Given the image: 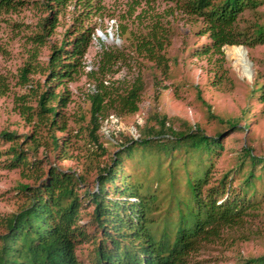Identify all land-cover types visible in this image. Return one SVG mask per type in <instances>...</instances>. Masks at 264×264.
<instances>
[{"label":"trees","instance_id":"trees-1","mask_svg":"<svg viewBox=\"0 0 264 264\" xmlns=\"http://www.w3.org/2000/svg\"><path fill=\"white\" fill-rule=\"evenodd\" d=\"M69 1L32 0L44 13L36 23L37 30L29 36L36 46L45 43L57 24L58 14ZM85 1L78 0L81 8ZM171 1L183 12L202 20L201 33L207 34L210 48L221 56L223 45L251 47L264 43V26L254 23L250 32L237 28L239 15L244 10H255L263 0ZM28 2L0 0V11H14ZM86 5L90 3L86 1ZM69 34L58 45L49 47L42 64L35 61L37 51H31V59L19 68L18 73L22 84L27 83L29 72L39 71L44 75L41 87L29 86L34 105L27 104L21 95L18 108L27 120L35 118L37 124L49 130V143L54 149L63 148L65 144L64 140L57 142L58 138L51 133V129H66L61 112L69 101L65 83L73 80L83 66L82 57L90 45L93 28L80 23ZM166 41V34L151 30L139 36L135 51L164 70L166 59L162 51ZM206 52L203 49L199 53ZM118 58L116 53L102 50L97 70L88 72L96 79V84L87 96L90 125L87 134L99 151L94 153L97 155L105 153L95 134L100 128V119L110 110L118 115L134 114L143 91L139 75L126 85L101 78ZM253 85L251 93H257L264 101V84L254 80ZM59 86H62L61 90L56 91ZM4 87L0 79V95L4 93ZM205 106L207 115L215 117L209 106ZM153 118L155 126L148 124V120L136 126V139L113 135L116 143L107 141L118 148L108 155L107 162L96 166L95 185L90 189L82 174L69 169L49 166L40 174L35 158L27 160V155L17 148V135L1 130L0 139L11 143L6 151L9 156L5 165L32 169L38 173L32 176L38 182L18 184L24 201L3 220L0 264H83L77 251L84 243L91 245L85 256L87 264H187L191 254L197 252L203 242L219 237L223 228L240 225L258 208L255 182L264 179V155L253 154L250 147H240L234 164L210 184L212 159L224 148L221 132L208 135L197 125L186 122L176 129L164 115ZM217 120L226 123V131L245 128L237 126L234 120ZM136 150L158 160L167 159L169 186L180 193L177 176L182 175L180 179L184 180L187 198L178 196L175 205L171 198L168 200L171 204L164 208L162 201L166 192H157L156 185L142 190L141 184L133 180V172L123 169L129 162L135 171ZM192 160L197 162L198 170L191 168ZM179 164L182 165L180 170L177 169ZM237 174L240 176L233 185L231 179ZM85 208H89L91 230L80 223ZM234 264H264V252L239 257Z\"/></svg>","mask_w":264,"mask_h":264},{"label":"rangeland","instance_id":"rangeland-1","mask_svg":"<svg viewBox=\"0 0 264 264\" xmlns=\"http://www.w3.org/2000/svg\"><path fill=\"white\" fill-rule=\"evenodd\" d=\"M28 1L14 11H0V79L6 88L0 95V131L17 135V148L27 155V160L35 158L40 174L49 166L69 169L82 174L90 189L95 185L96 166L107 162L108 155L118 148V145L107 143L105 134L99 128L95 134L105 153L94 154L99 151L87 134L90 126L88 85L96 84V79L88 72L90 69L97 70L102 50L119 56L110 65V71L101 75L102 79L126 85L139 75L143 82L137 112L130 115L108 112L118 118L117 137H131L133 131L137 134L136 126L143 125L146 120L155 126L153 116L161 115L169 118L176 129L186 122L197 125L208 135L220 131L224 148L212 159L210 184L234 164L240 147H250L253 154L264 155V101L257 93H251L254 80L264 84V43L251 47L223 45L221 56L210 48L207 34L201 33L202 20L183 12L171 0H86L90 5H86L85 1L82 8L78 0H70L58 14L57 24L45 43L36 46L29 36L37 30L36 23L44 13L32 0ZM80 23L92 27L93 36L82 57L83 66L73 80L65 83L69 101L61 112L66 129H51V133L58 138L57 142L64 140L65 144L63 148L54 149L49 143V130L37 124L35 118L27 120L18 108L21 95L27 104L34 105L29 86L41 87L44 75L39 71L29 72L27 83L22 84L18 78L19 68L31 59L30 54L34 50L37 51L35 61L42 64L49 47L68 38L70 31ZM254 23L264 26V0L255 10H244L239 15L237 28L250 32ZM151 30L166 34L167 41L162 51L166 59L164 70L135 51L139 36ZM235 48L245 51L244 64L236 60ZM203 49L207 52L199 53ZM61 88L57 87L56 91ZM205 104L215 117L234 120L237 126L245 128L236 132L226 131L225 122L207 115ZM10 144L0 139V231L3 230L4 218L24 201L17 189L18 184L34 185L38 182L32 177L38 173L32 169L23 166L8 168L5 165ZM134 159L135 171H132L129 162L124 164L123 169L133 172V180L141 184L142 190L156 185L157 192H166L162 201L164 208L171 204L168 202L171 198L173 205L178 196L187 198L184 180L180 179L182 175L177 176L180 193L169 186L166 179L169 174L167 159L141 155L139 150L135 151ZM179 165L178 170L182 169ZM190 165L199 169L194 160ZM239 176L231 177V184H236ZM255 190L258 208L240 225L223 228L219 237L203 242L199 250L191 254L187 264H234L239 257L264 252V179L256 180ZM88 213L89 208L82 210L80 223L91 230ZM90 248L91 245L86 243L78 246L77 253L83 264H87L85 256Z\"/></svg>","mask_w":264,"mask_h":264},{"label":"built area","instance_id":"built-area-1","mask_svg":"<svg viewBox=\"0 0 264 264\" xmlns=\"http://www.w3.org/2000/svg\"><path fill=\"white\" fill-rule=\"evenodd\" d=\"M88 87L90 90L93 89V86L91 85H88ZM117 125H118V118L116 115L112 113L107 114L102 119H100V130L103 131V133L105 134V138L107 139V141L116 143L113 140L112 135H115L116 132L115 129H117ZM131 137L132 139L137 138V134L135 133V131L131 132Z\"/></svg>","mask_w":264,"mask_h":264},{"label":"bare ground","instance_id":"bare-ground-1","mask_svg":"<svg viewBox=\"0 0 264 264\" xmlns=\"http://www.w3.org/2000/svg\"><path fill=\"white\" fill-rule=\"evenodd\" d=\"M244 48V47H243ZM245 49V48H244ZM234 56L236 58V60L241 63L244 64L245 63V51L244 50H235L234 51Z\"/></svg>","mask_w":264,"mask_h":264}]
</instances>
